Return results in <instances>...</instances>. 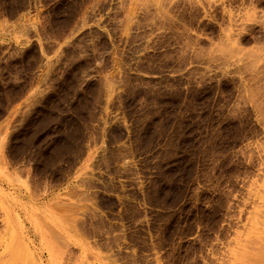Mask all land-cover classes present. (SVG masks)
I'll use <instances>...</instances> for the list:
<instances>
[{"label": "rangeland", "instance_id": "374dc122", "mask_svg": "<svg viewBox=\"0 0 264 264\" xmlns=\"http://www.w3.org/2000/svg\"><path fill=\"white\" fill-rule=\"evenodd\" d=\"M263 48L264 0H0V264H264Z\"/></svg>", "mask_w": 264, "mask_h": 264}, {"label": "bare ground", "instance_id": "6f19581e", "mask_svg": "<svg viewBox=\"0 0 264 264\" xmlns=\"http://www.w3.org/2000/svg\"><path fill=\"white\" fill-rule=\"evenodd\" d=\"M133 2H134V1H133ZM252 12H253V11H252ZM246 14H248V12H247ZM244 15H245V14H244ZM244 15L241 16V17L244 18V20H245L246 17H244ZM248 15H252V13H251V14H248ZM248 17H249V16H248ZM250 17H251V16H250ZM252 17L257 18L255 13H254V15H253ZM230 18H231V17H230ZM238 19H239V18H238ZM240 19H241V18H240ZM246 19H248V18H246ZM258 19H259V18H258ZM254 20H255V19H254ZM256 20H257V19H256ZM256 20H255V21H256ZM241 21H242V19H241ZM246 21H247V20H246ZM249 21H250V20H249ZM252 21H253V20H252ZM262 21H263V20H262ZM262 21H261V22H262ZM242 22H245V21H242ZM256 22H257V21H256ZM259 23H260V21H259ZM228 31H229V30H228ZM228 31H227V32H228ZM230 33H231V31H230ZM230 36H231V34H230ZM232 36H233V34H232ZM228 37H229V36H228ZM233 37H235V36H233ZM231 38H232V37H231ZM231 38H230V39L228 38V39H229V40H232V41L234 42V38H232V39H231ZM235 41L237 42L238 39L236 38ZM238 42H239V41H238ZM238 42H237V44H238ZM234 43H235V42H234ZM224 44H225V43H224ZM231 44H232V43H231ZM231 44H230V45H231ZM235 44H236V43H235ZM231 46H232V45H231ZM234 46H235V45H234ZM234 46H232L230 49H232ZM223 47H224V45H223ZM223 47H221V48H219V49H222ZM225 48H226V47H225ZM227 49H228V47H227ZM263 49H264V48H263ZM224 50H226V49H224ZM236 50H237V49H236ZM233 51H234V50H233ZM233 51H232V52H233ZM223 52H224V51H223ZM263 52H264V51H263ZM225 53H227V55L229 56L228 52H225ZM229 53H230V57H231V55H232V54H231V50H229ZM233 53H234V55H235L236 53L238 54V51H237L236 53H235V52H233ZM239 53H241V52H240V49H239ZM244 54H245V53H244ZM257 54H258V53H257ZM234 55H233V57H234ZM245 55H246V54H245ZM245 55H244V56H245ZM228 56H227V57H228ZM242 56H243V55H242ZM253 56H254V55H253ZM253 56H251V57H253ZM260 56H262V54H261ZM233 57H231V58H233ZM235 58H236V57H235ZM241 58H242V57H241ZM241 58H240V59H241ZM245 58H246V57H245ZM246 59H247V58H246ZM252 59H254V58H252ZM252 59H251V60H252ZM260 59H261V57H260ZM262 59H263V58H262ZM228 60H229V59H228ZM242 60H243V59H242ZM251 60H250V61H251ZM257 60H258V59H257ZM257 60H256V59L253 60L252 63H253L254 61L256 62ZM246 61H247V60H246ZM255 62H254V63H255ZM235 63H236V62H234V64H235ZM257 63H258V61H257ZM250 64H251V62H250ZM255 64H256V63H255ZM261 64H262V62H261ZM247 65H248V64H247ZM260 75H261V74H260ZM255 251H256V250H255ZM248 253H249V252H248ZM251 254L253 255V253H251ZM257 255H258V254H257ZM254 256H255V255H254ZM247 257H248V256H247ZM248 259H249V258H248ZM260 262H261V261H260Z\"/></svg>", "mask_w": 264, "mask_h": 264}]
</instances>
